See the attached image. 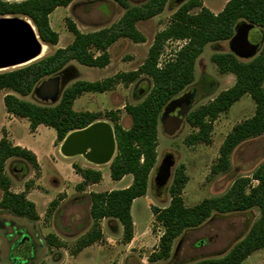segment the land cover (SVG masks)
Returning <instances> with one entry per match:
<instances>
[{
  "label": "trees",
  "instance_id": "obj_1",
  "mask_svg": "<svg viewBox=\"0 0 264 264\" xmlns=\"http://www.w3.org/2000/svg\"><path fill=\"white\" fill-rule=\"evenodd\" d=\"M72 1L74 0H0V17L27 18L43 44L56 46L59 36L51 28L49 16L55 9L67 7ZM113 1L124 10L116 23L95 32L81 33L72 21L67 20V30L73 35L72 42L28 66L0 72V92L6 90L21 97L28 96L44 79L59 74L72 61L89 68L107 67L110 63L109 48L120 39L144 43L145 37L138 31L137 23L161 14L169 0H146L136 6L130 5L127 0ZM195 9L198 12H193ZM242 22L264 29V0H229L218 14L202 7L198 0H187L172 15L170 25L155 35L145 61L136 71L100 81H76L62 91L58 103L53 106L32 104L12 94L3 97L6 112L17 118L27 119L32 132L40 125L54 130L55 145H61L73 132L84 130L96 122H104L103 119L110 123L116 143V154L109 164L110 179L120 181L131 175L132 183L125 189L89 194L92 226L76 240L73 254L104 242L100 225L103 219L117 220L122 227V241L125 244L132 241L134 224L131 207L134 200L147 193L149 175L157 161V128L162 110L193 83L195 63L204 47L207 44L230 41ZM167 40L185 41V44L172 60L159 67V56ZM211 62L221 75L232 74L235 82L212 101L186 114L185 121L194 130L185 139L186 145L209 144L213 122L220 114L227 113L243 96H249L255 105L253 115L236 124L225 137L219 149V158L211 169L212 174H219L228 171L230 156L240 144L264 135V43L258 54L246 61L227 52L213 54ZM141 75L151 80V88L141 102L124 106V111L131 120L127 129L121 126L114 111L101 114L76 112L72 108L74 101L84 93H105L115 84H129ZM65 153L71 155L66 150ZM11 158L28 163L39 172L35 155L25 148L11 144L4 134L0 139V210L36 221L38 214L35 205L26 198L25 192L10 191L11 182L4 175V167ZM71 167L82 180L75 186L78 191H84L85 187L101 181V173L97 170L82 168L77 164H72ZM187 181L184 168L181 166L176 169L169 187L168 206L161 209L151 207L154 221L163 231L157 249L148 257L149 263L168 260L174 241L184 231L200 227L213 213H244L256 209L258 217L245 236L223 257L203 259L193 264H242L254 252L264 249V160L250 176L236 178L223 195L204 199L193 207L185 206L182 199ZM25 188H29L28 184ZM57 205L58 199L51 201L49 213ZM55 246L62 247L63 244L56 241Z\"/></svg>",
  "mask_w": 264,
  "mask_h": 264
},
{
  "label": "rangeland",
  "instance_id": "obj_2",
  "mask_svg": "<svg viewBox=\"0 0 264 264\" xmlns=\"http://www.w3.org/2000/svg\"><path fill=\"white\" fill-rule=\"evenodd\" d=\"M127 1L130 5L136 6L143 4L146 0ZM185 1L187 0H169L161 14L137 23L136 27L145 37V42L133 43L128 39L118 40L108 50L110 63L107 67L103 69L89 68L74 61L69 62L62 72L50 77H59L61 83L60 95L54 102H45L35 93V89L39 85L30 95L18 96V98L36 105L53 106L58 103L62 91L76 81L94 82L136 71L145 61L155 35L170 25L172 15ZM198 1L202 7L213 14H218L229 0ZM193 12H198V9L193 10ZM123 13L124 10L113 0H74L67 7L55 9L49 16V22L51 28L58 34L59 41L56 46H47L42 58L72 42L73 35L67 30V20L72 21L81 33H91L110 27L122 17ZM241 24L247 23L242 22ZM262 32L264 37V29ZM248 33L251 36L254 29ZM246 34L243 35V31H241L238 36L244 39L248 36ZM229 43L230 41H223L207 44L204 47L202 54L195 63L193 83L167 104L160 114L157 128V161L149 175L146 195L134 200L131 207V217L134 224L132 245L126 246L122 241V227L117 220H115L117 225L114 223L107 224L104 221L101 226L104 242L93 245L95 250L104 255L99 260H93L88 255L86 260L82 261L84 264H193L203 259H219L245 236L252 223L257 219L258 211L256 209L244 213H213L200 227L184 231L174 241L168 260L157 263L148 262V257L157 249L159 237L163 231L162 227L154 221L151 207L161 209L168 206L170 202L169 187L176 169L181 166L184 168L188 181L183 188L182 199L185 206L193 207L204 199L223 195L236 178L250 176L264 160L263 135L243 142L232 152L228 171L219 174L211 173L212 167L219 158V149L227 134L236 124L250 118L254 113V102L247 95L236 102L227 113L220 114L213 122L209 144L192 146L185 144V139L194 132L186 123L185 118L180 127L173 133L167 132L164 126V123L182 105H187L188 113L212 101L220 92L234 84L235 78L232 74L221 75L211 62L213 54L231 52ZM184 44L185 41L180 40L165 41L159 56L158 66L162 67L167 61L172 60ZM241 60L246 61L248 59ZM48 79L46 78L44 81ZM150 88L151 80L147 76L141 75L129 84L117 83L105 93H84L74 101L72 108L76 112L87 110L101 114L114 111L119 117L121 126L127 129L131 125V120L125 113L124 106L141 102ZM6 94L12 93L6 90L0 92V121H2L5 112L3 97ZM103 121L107 125L110 124L107 120L103 119ZM10 126L16 139L21 140L25 146L34 144L38 148L43 173L46 177V180H42V186H36L35 181L39 179L41 173L35 171L28 163L17 158H11L5 163L4 175L10 179L12 191L18 193L24 189L25 184H28L29 188L26 189L28 193L34 191L35 194L45 196L44 193L46 192L53 193V190L63 188L62 186L54 188L48 184V176L53 175V169L45 156L49 157L51 154L59 163H62L64 167L66 166L69 174H72L73 170L69 167L70 159H63L58 148L59 144H54V130L41 126L38 133L34 134L30 132L24 120L14 121ZM3 134L5 133L3 132ZM9 142L11 143V141ZM71 160H73L72 164H77L82 168L99 171L102 178L97 183L98 185L95 184L96 186L88 189L89 186H92L89 185L85 187L84 191L76 190L75 186H65L64 189L71 192L70 197L65 199L64 193L55 195L53 200L58 199V205L51 213H49V203L43 205L40 196L33 195L29 199L37 206V213L41 214V224L39 225L41 228L46 229L52 224L60 233L64 234V231H67L66 235L71 237L72 240L64 245L69 255L65 264H77V260L70 257L73 254L75 242L92 226L89 216V194L91 192L121 190L124 189L128 181L132 180V177L128 175L125 180L120 182L112 181L109 176L110 162L107 165L97 166L86 162L82 157ZM85 191L89 193H83ZM1 197L2 191L0 190V200ZM33 223L25 218L15 216L10 211L0 210V242L3 244L7 240L6 248L3 245V250L0 252V261L3 264H32V251L35 246L34 241H36ZM24 233L33 236V238L28 237L25 240L27 236ZM20 235L24 236L20 237ZM44 264L48 263L44 262ZM242 264H264V249L254 252Z\"/></svg>",
  "mask_w": 264,
  "mask_h": 264
},
{
  "label": "water",
  "instance_id": "obj_3",
  "mask_svg": "<svg viewBox=\"0 0 264 264\" xmlns=\"http://www.w3.org/2000/svg\"><path fill=\"white\" fill-rule=\"evenodd\" d=\"M8 2H20L24 0H4ZM184 1V0H181ZM10 20H2L3 18ZM24 17H0V69L11 67L25 62L37 54V42H41L36 29L34 32L27 27ZM254 29V33L249 36V31ZM243 31L244 39L238 36ZM237 34L230 40L231 53L239 59H251L256 56L264 43L262 29L249 24H240ZM38 40V41H37ZM42 43V42H41ZM61 83L59 77L49 78L39 84L35 93L43 100L54 102L60 95ZM188 108L182 105L176 113L164 123L165 129L169 133L175 132L183 122ZM64 149L76 154L86 147L92 150V159L95 162H106L112 160L116 154V143L112 130L102 124H92L84 130L77 131L68 136L64 141ZM167 172V168H166ZM167 177V173H166Z\"/></svg>",
  "mask_w": 264,
  "mask_h": 264
},
{
  "label": "crops",
  "instance_id": "obj_4",
  "mask_svg": "<svg viewBox=\"0 0 264 264\" xmlns=\"http://www.w3.org/2000/svg\"><path fill=\"white\" fill-rule=\"evenodd\" d=\"M11 93L13 95H15L16 97L19 96L13 92H11ZM84 111H87V110H84ZM18 120L26 121V124L29 128V122L27 119L17 118L15 116L7 113L5 110L4 115H3V119H2V121H0V139L3 137V135H4L3 132H4L7 139L9 141H11V143L14 146H19L21 148H25V149L31 151L35 155L36 160H37V164L39 166V172L41 173L39 179H37L35 181V185L36 186H42L43 185L42 180L43 179L46 180V177L44 176V173H43V168L41 165L38 148L34 144H32L30 146L29 145L25 146L21 142V140L16 139L11 132L10 124L13 123L14 121H18ZM40 127H41V125L38 126L34 132H32L31 130H30V132L37 134ZM54 147H57V146H54ZM58 148L60 150V145H58ZM60 154H61V152H60ZM61 156L63 157V159H65V158H67V160L70 159L69 167L72 168L71 165H72L73 160H71V159H74L76 157H66V156H63L62 154H61ZM77 157H81V156H77ZM45 159L47 160V162L49 163V165L53 169V175L48 176V178H49L48 184H50L54 188H58V186H62L63 188L60 187L61 189L59 188L58 190L57 189L53 190V193L46 192V193H44L45 196H40L39 194H35L34 191H32L31 193H28V191H26V188L24 186V189L20 190V192H18V193L25 192L26 198L28 200L31 197H33V195H38L42 198L43 205H47L48 203L53 201V198L58 193H64L65 199H68L71 195V192L69 190L64 189V187L70 186V185L72 187L76 186L77 184H79L82 181L81 178L78 175H76L73 172V170H72V174H69L68 170L66 169V166L64 167V165L62 163H59V161L56 158H54L51 154L49 155V157L45 156ZM123 179L125 180L126 176L123 177L121 180H123ZM120 181H115V182H120ZM131 183H132V180L128 181L126 183L124 189L127 188L128 186H130ZM96 185H98V184H96ZM96 185L89 186L88 189H91V187H94ZM10 191L13 192L12 187H10ZM13 193H15V192H13ZM83 193H89V192L85 191ZM34 205H35V203H34ZM35 208H36V212H37V206L36 205H35ZM44 208H45V206H44ZM37 214H38V220L31 221L32 223L34 222L33 228L35 231L34 233H36L35 234L36 235V237H35L36 241H34L35 246H34L33 251H32V253H33L32 260H31L32 264H44V262H46L48 264H65L67 262V260L69 259V255H68V250L64 245L68 241L72 240L71 237H69V235H66L67 231H64L65 232L64 234L60 233L58 231V229L56 230L55 226L52 224L47 226L46 229L41 228V226H39L41 224V214H39V213H37ZM104 221H106L107 224L114 223L117 225L116 221L113 219H103L100 222L101 226L103 225ZM101 230L103 233L102 227H101ZM24 235L27 236V237H25V240H27L28 237L33 238V236H30L26 233H24ZM24 235H20V237L24 236ZM48 237H51L53 239H51V240L47 239ZM48 240H50V241H48ZM6 241H4L3 244L0 242V252H1V250H3V245H5V248H6ZM56 241L62 243L63 246L62 247L55 246ZM132 243H133V240L130 243L126 244V246H131ZM93 245L84 248L83 250H81L80 252H78L76 254H72V256H70V257H72L73 259L75 258L77 260V262H76L77 264H84L82 261L86 260V256H88V255L90 256L89 258H93V260H99V258H101V256L104 254L102 252H98L97 250H95ZM0 264H3V263L0 261ZM19 264H22V263H19ZM88 264H90V263H88Z\"/></svg>",
  "mask_w": 264,
  "mask_h": 264
},
{
  "label": "bare ground",
  "instance_id": "obj_5",
  "mask_svg": "<svg viewBox=\"0 0 264 264\" xmlns=\"http://www.w3.org/2000/svg\"><path fill=\"white\" fill-rule=\"evenodd\" d=\"M11 18H3L2 20H10ZM22 22H24V24L29 27V29L31 31L34 32V26L31 22H28L27 20H20ZM34 27V28H33ZM38 41V40H37ZM37 45H38V49H37V54L32 57L31 59L25 61V62H22L20 64H17V65H14V66H11V67H6V68H1L0 69V72L2 71H5V70H9V69H13V68H17V67H23V66H28L36 61H38L40 58H42L46 52V49H47V46L41 42H37ZM95 124V123H94ZM96 124H102V125H105V126H108L110 128L109 125H107L105 122H96ZM111 129V128H110ZM77 132V131H76ZM76 132H73L71 134H69L68 136H71L73 134H75ZM60 152L63 156H66V157H72V156H76V155H82L88 162L94 164V165H97V166H103V165H107L110 160L106 161V162H95L93 159H92V150L90 147H86L84 149H82L80 152L76 153V154H71V155H68L67 153H65V150H64V143H62L60 145ZM90 152V153H89Z\"/></svg>",
  "mask_w": 264,
  "mask_h": 264
},
{
  "label": "flooded vegetation",
  "instance_id": "obj_6",
  "mask_svg": "<svg viewBox=\"0 0 264 264\" xmlns=\"http://www.w3.org/2000/svg\"><path fill=\"white\" fill-rule=\"evenodd\" d=\"M77 156H81L86 162H88L82 155H76V156H72V157H77ZM88 163H90V162H88ZM90 164H92V163H90Z\"/></svg>",
  "mask_w": 264,
  "mask_h": 264
}]
</instances>
